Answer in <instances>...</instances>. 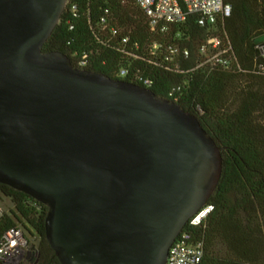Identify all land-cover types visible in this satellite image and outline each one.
I'll return each mask as SVG.
<instances>
[{
	"label": "water",
	"instance_id": "95a60500",
	"mask_svg": "<svg viewBox=\"0 0 264 264\" xmlns=\"http://www.w3.org/2000/svg\"><path fill=\"white\" fill-rule=\"evenodd\" d=\"M67 3L0 0V184L48 209L60 264H167L221 148L178 104L45 52Z\"/></svg>",
	"mask_w": 264,
	"mask_h": 264
},
{
	"label": "trees",
	"instance_id": "16d2710c",
	"mask_svg": "<svg viewBox=\"0 0 264 264\" xmlns=\"http://www.w3.org/2000/svg\"><path fill=\"white\" fill-rule=\"evenodd\" d=\"M224 1L232 12L217 27L232 47L230 69H195L196 48L211 34L195 17L160 35L150 31L131 0H68L43 50L62 52L75 67L115 80H121L122 69L139 72L165 99L172 88L181 87L177 104L199 119L223 157L219 185L207 203L213 211L203 225L188 223L181 234L189 235V245L202 243L201 264H264V53L259 48L264 43H256L264 37V0ZM155 43L179 44L192 52L190 59L179 61L182 73L162 55L152 56ZM0 192L14 206L13 216L0 221V238L23 222L40 239L38 264H60L45 236L48 209L6 185L0 184Z\"/></svg>",
	"mask_w": 264,
	"mask_h": 264
},
{
	"label": "built area",
	"instance_id": "2783aa9c",
	"mask_svg": "<svg viewBox=\"0 0 264 264\" xmlns=\"http://www.w3.org/2000/svg\"><path fill=\"white\" fill-rule=\"evenodd\" d=\"M147 18L150 31L165 35L175 26L185 23L189 17H195L198 26L210 31V35L200 43L195 55L197 57L195 69L206 68L230 69L234 65L235 59L232 47L226 37L219 33L217 25L221 24L225 18L230 17L232 7L224 0H131ZM72 13H76L73 8ZM104 22V20H102ZM217 27V28H216ZM116 34V31H114ZM123 43L128 39L124 38ZM152 56L162 55L164 61L172 65L176 72H180L179 61L188 60L192 52L179 44L155 43L151 47ZM264 53L263 47H259ZM132 58L134 56L128 54ZM85 63H81L83 67ZM81 69V68H80ZM119 78L130 79L129 83L142 84L144 88L150 89L154 86L151 79L143 78L139 72L130 74L129 70L122 69ZM181 87H174L168 93V100L177 104ZM1 203V202H0ZM14 209H5L0 205V221L6 216L12 217ZM212 206H205L188 222L192 227L203 225L211 212ZM188 234H180L176 242L169 250L167 264H201L204 257L202 243L189 245ZM31 245L25 231L17 223L15 227L7 229L0 238V262L3 264H34L28 258L29 254H36L38 251Z\"/></svg>",
	"mask_w": 264,
	"mask_h": 264
},
{
	"label": "rangeland",
	"instance_id": "374dc122",
	"mask_svg": "<svg viewBox=\"0 0 264 264\" xmlns=\"http://www.w3.org/2000/svg\"><path fill=\"white\" fill-rule=\"evenodd\" d=\"M0 202H1L0 205L3 206L5 209H9V210L14 209V206H13L11 200L8 197H6L4 194H2L1 192H0ZM20 226L25 231L27 238L31 242V245H33V247H35L36 249L39 248V245H40L39 237L35 233L34 234H30L27 231L25 223L21 222ZM24 264H30V263L26 262Z\"/></svg>",
	"mask_w": 264,
	"mask_h": 264
}]
</instances>
